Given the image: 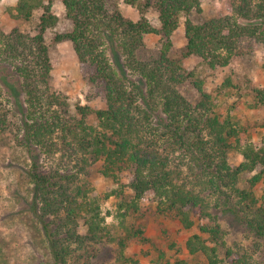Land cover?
<instances>
[{
	"label": "trees",
	"instance_id": "1",
	"mask_svg": "<svg viewBox=\"0 0 264 264\" xmlns=\"http://www.w3.org/2000/svg\"><path fill=\"white\" fill-rule=\"evenodd\" d=\"M45 1L19 0L16 6L14 16L25 21L41 11L37 33L19 28L0 32V61L14 68L25 94L27 146L36 144L47 150L54 142V133L61 131L63 141L72 146L74 155L90 157V162L102 160L104 174L117 180L119 172L133 168L134 196L130 200L122 199L120 204L124 208L126 230L125 235L118 237L122 252L134 237L145 239L141 227L134 228L125 220L139 211V201L147 191H152L166 216L185 228L195 225L192 216L195 209L213 222L201 225L200 233L189 237L186 247L190 254H204L208 264H225L219 256L224 250L226 264H253L248 254L228 244L220 225L214 223L218 216L210 211L203 193L216 196L219 212L234 214L264 241V193L258 197L255 192L258 183L264 190V142L248 143L241 151L243 162L231 167L227 151L234 147L230 140L238 132L230 121H222L216 115L211 94L181 62L183 58L198 56L211 68L227 66L238 53L244 37L264 40V0H231L234 18L212 17L201 21L192 17L202 12L201 0H127L141 4L138 20L125 17L110 0H62L72 27L56 33L53 41L72 42L79 61L94 68L92 81L103 85L106 103L104 108L78 105L80 117L73 122L62 121L58 115L55 121L53 117L57 112H52L54 102L62 104V101L50 91L52 61L46 33L55 27L58 19L51 10L52 0ZM149 7L158 13L160 29L154 28L145 16V8ZM183 17L187 41L177 59L169 51L172 34ZM155 32L167 39L159 58L140 59L138 53L145 46V37ZM190 78L201 93L195 105L179 90ZM256 91L264 105V88ZM92 114L96 116L97 126L88 122ZM171 145L191 156L187 167L200 178L203 189L199 191L182 180V169L171 162L168 151ZM39 167L35 160L29 173L33 190L30 210L42 229L32 226L55 264H64L73 254L70 241L78 238L70 226L77 223L83 212L89 211V204L70 195L66 169L45 173ZM255 170L250 186L240 188V175ZM119 194L123 196L122 191ZM86 219L88 237L97 239L101 231L99 213ZM132 263L140 264L136 260ZM176 264L187 263L182 260Z\"/></svg>",
	"mask_w": 264,
	"mask_h": 264
},
{
	"label": "rangeland",
	"instance_id": "2",
	"mask_svg": "<svg viewBox=\"0 0 264 264\" xmlns=\"http://www.w3.org/2000/svg\"><path fill=\"white\" fill-rule=\"evenodd\" d=\"M18 1L0 0V32L9 33L19 28L31 34L37 33L41 11L36 12L30 21L17 19L14 14ZM110 1L118 5L125 17L133 20L140 18L142 8L139 2L131 4L127 0ZM201 5L202 12L192 16L197 21L234 15L231 0H201ZM51 10L58 20L55 27L46 33L52 61L49 85L51 93L62 101V104L54 102L52 112L57 111L53 114L55 121L58 115L62 121L73 122L80 117L78 105L93 108L106 106L103 85L92 81L94 68L79 61L71 41H53L56 33L71 29L72 21L66 16L62 0H52ZM145 10L149 23L160 29L161 22L156 10L152 7ZM239 22L244 20L239 19ZM186 41L183 17L172 34L170 56L180 58ZM166 42V37L159 32L147 35L145 46L139 51L138 57L151 60L159 58ZM181 63L186 71H193L195 78L203 82L205 91L211 94L215 102L216 115L222 121H230L237 130V136L230 140L234 147L227 151V161L231 167L239 166L244 160L241 151L248 143L264 142V105L256 91L264 88V40L244 37L238 53L227 66L211 68L198 56L183 58ZM179 90L194 105L201 99V93L191 78ZM26 106L20 77L10 64L0 61V264H55L47 249L40 244L35 227L32 226L42 229V224L30 210L33 190L29 173L35 160L40 165L39 170L45 173L66 169L70 177V195L78 196L86 205L89 204V211L83 212L77 223L70 226L78 240L70 241L73 254L64 264H133L132 260L140 264H176L182 260L187 264H208L204 254H190L186 243L191 235L200 233L201 225L213 222L199 209H195L192 212L195 225L185 228L176 219L166 216L152 191H147L139 201V211L131 213L125 220L134 228L141 227L146 240L134 237L126 243L122 252L118 237L125 235L126 230L123 226L124 208H120V204L122 199L130 200L134 196L131 188L133 168L119 172L117 180L104 174L103 161L90 162V157L74 155L72 146L69 147L63 141L61 131L54 133V142L52 145L50 143L51 148L47 147V150L36 144L28 147L25 138ZM88 122L94 126L98 124L93 114L88 117ZM160 141L164 142L163 139ZM168 151L172 165L183 171L182 180L199 191L203 189L200 178L197 179L187 167L191 156L175 145H171ZM255 173L256 170L244 171L238 186L249 187ZM120 191L123 196H119ZM255 192L258 197L262 196L263 185L258 183ZM203 196L210 211L218 216L214 223L220 225L228 244L248 254L253 264H264V241L257 238L234 214L219 212L216 196L207 192ZM95 212L101 217V231L97 239L91 240L88 237L86 217ZM219 256L226 264L224 250L219 252Z\"/></svg>",
	"mask_w": 264,
	"mask_h": 264
}]
</instances>
